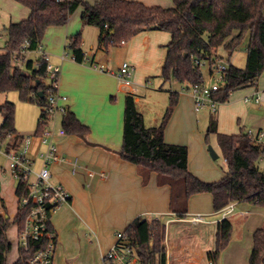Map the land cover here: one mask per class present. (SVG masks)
<instances>
[{"label":"crops","instance_id":"crops-1","mask_svg":"<svg viewBox=\"0 0 264 264\" xmlns=\"http://www.w3.org/2000/svg\"><path fill=\"white\" fill-rule=\"evenodd\" d=\"M86 1L94 4L98 0ZM135 1L148 6L174 5L173 0ZM82 10L80 7L72 14L65 25L50 26L42 41L50 64L59 68V93L68 97L69 110L90 127V132L83 137L69 133H57L54 137L59 151L79 160L81 167L74 174L72 166L68 164L51 166L53 181L64 185L71 195L70 201L61 205L51 217V225L57 233L53 264H104V255L114 245L116 233L124 231L138 217L149 220L166 219L168 224L176 223L180 227L182 235L172 245L168 244L166 238L167 264H205L208 252L214 249L216 225L223 219L222 210L225 207L215 211L213 195L208 192L197 193L188 199V215L180 217L171 206V186L160 185L155 172H151L145 181L138 167L120 156L119 152L123 147L125 99L132 90L121 84L117 72L126 61L134 66L132 79L138 86V91L132 95L136 109L143 115L147 128L161 125L170 107L171 93H178L177 103L165 127V141L187 146L190 171L206 182L220 180L227 169H220L209 151L207 133L211 116L214 114L216 117L218 132H233L235 128L227 130L223 127V115L226 111L233 112L234 107L223 108L221 119L217 115L219 108L214 113L205 108L210 114L207 117L201 114L204 109L196 110L194 98L185 84L172 80L162 85L159 75L167 54L165 46L171 40L169 32L143 31L129 42L111 45L105 50L98 42L99 29L83 25ZM30 12L29 7L17 0H0V54L5 52L8 41L5 29L12 23L27 19ZM79 32L82 33V48L87 58L83 63L75 61L66 48L69 37ZM218 53L224 56V60L227 59L222 47L218 49ZM40 55L38 51L27 54L33 59ZM248 87L250 85L246 84L236 90ZM253 87L252 91L249 89L252 93L245 95V98L259 90L257 85L253 84ZM229 99L230 96L226 101ZM245 103L251 104L255 112L249 113L247 107H244V112L240 113L248 116L251 121L258 119L264 102L245 100ZM2 121L3 117L0 125ZM256 121L253 125H258V130H262L263 121ZM55 123L57 129L62 125L61 119H55ZM36 130L30 135L21 134L17 129L15 133L25 137L32 136L29 152L36 159V165L40 166V152L44 147ZM214 147L219 158L221 149L218 143ZM257 165L259 167V162ZM90 171H103L106 175L102 178L91 177ZM16 189L17 182L7 162L0 166V200L5 205V208H1V213L10 219L7 235L12 247L8 254V264H14L19 258V227L14 221L19 208ZM231 204L233 208L227 218L232 223L235 216H246L250 213L248 206L264 217L262 206L248 202ZM196 214L204 215L206 222L192 225L188 216ZM187 223L192 226L188 229L194 232L189 236L192 241L190 249L184 250L182 245L188 237L184 234ZM206 229H213L211 248L208 243L202 246L200 243L206 237Z\"/></svg>","mask_w":264,"mask_h":264},{"label":"trees","instance_id":"trees-1","mask_svg":"<svg viewBox=\"0 0 264 264\" xmlns=\"http://www.w3.org/2000/svg\"><path fill=\"white\" fill-rule=\"evenodd\" d=\"M30 8L27 19L12 23L5 29L8 41L5 52L0 54V93L17 91L23 101L35 102L41 108L36 133L41 131L40 120L44 116L42 106L47 101V62L38 57L29 58L21 52L27 41L28 49L35 51L42 45L50 26L65 25L72 14L83 8L81 20L84 26L99 29L98 42L101 48L129 42L143 31L160 30L171 34L165 46L166 58L159 78L162 85L176 80L189 90L193 84L204 80L196 60L209 66L224 60L218 53L220 47L227 59L240 47L245 36H249L247 60L244 68L229 64L225 73L226 83L215 93L220 102H225L231 92L253 83L264 73V0H174L172 7L148 6L135 0H98L90 4L86 0H17ZM83 37L79 32L68 39L67 49L75 61L85 62L82 48ZM23 63L22 66L18 63ZM43 94H40V93ZM178 93H171L168 108L160 126L147 128L143 115L136 109L134 98L129 94L125 99L123 147L120 156L135 164L145 181L155 172L160 185L169 184L172 188L171 206L180 217L188 215L187 202L190 196L208 192L213 195L214 209L219 211L233 202H249L264 207V171L257 165L262 153L248 137L245 130L238 134H225L217 131V120L210 119L209 135L215 134L217 143L226 160L225 175L218 181L206 182L189 169L187 146L165 141V127ZM3 121L0 125V139L7 151L19 149L25 136L16 134V105L6 101L0 104ZM66 133L84 136L90 127L83 124L69 109L61 119ZM183 182V186L178 183ZM179 190L176 191V189ZM18 197L23 189L17 187ZM5 205L0 200V264H8L11 241L7 230L10 219L1 213ZM26 209L18 208L14 221L19 233L23 229ZM48 230H53L51 222ZM131 239L143 264H167V225L162 219L136 218L125 230ZM233 233V223L228 218L218 221L214 249L207 254L214 264H219L221 252L228 246ZM48 239L30 238L27 248L20 246L19 258L14 264H28L38 251L44 249ZM151 242L153 243L151 245ZM250 264H264V228L254 232V247Z\"/></svg>","mask_w":264,"mask_h":264},{"label":"built area","instance_id":"built-area-1","mask_svg":"<svg viewBox=\"0 0 264 264\" xmlns=\"http://www.w3.org/2000/svg\"><path fill=\"white\" fill-rule=\"evenodd\" d=\"M35 51H38L41 54L40 57L47 62L48 71V96L46 103L42 106L44 116L40 120L42 128L38 133L40 143L44 147L40 152V166L36 165V159L29 152L32 136H26L20 148L11 151L5 149L0 139V151H5L8 157V167L17 182V187L19 186L23 189V194L21 197H18L19 208L26 209L27 215L24 220L23 229L19 233L20 246L27 248L30 238L38 240L41 237H46L48 239L46 247L29 259L28 264H53L57 247V233L53 230H48V224L51 221L53 213L61 205L70 201L71 195L64 185L53 181L51 166L53 164H68L72 166L73 173L77 174V168L81 167V163L79 160L60 152L54 141L55 134H66L62 125L58 129L56 128L55 115L57 113L60 114L62 119L63 115L66 114L69 109L67 106L68 97L59 93V68L50 64L49 55L43 50L42 45ZM21 52L24 54L31 52L28 49L27 41L22 45ZM72 57L75 60L74 56ZM85 61H87L86 57ZM196 64L201 68L206 62L196 60ZM227 68L228 64L224 60L218 61L216 64L210 66L209 82H206L204 79L201 83L190 86L188 91L194 98L197 111L205 108L212 112L217 111V107L221 102L217 100L215 93L226 83L224 72ZM133 71L134 66L126 61L117 72L119 81L123 86L132 90L131 94L138 91V86L132 79ZM253 84L257 85V82L254 81ZM245 100L260 102V91L257 90L253 95L246 97ZM246 133L253 143L261 146L262 153L258 162L264 163V131L249 130ZM15 135L16 133L13 132L9 137ZM105 175L103 171L89 172V176L91 177L97 176L102 178ZM232 208V204L226 206L222 210V217L227 218ZM188 221L192 225L197 226L205 223L206 217L202 214L191 215L188 216ZM103 260L104 264H143L125 231H118L116 233V241L106 252ZM205 264H214V262L207 258Z\"/></svg>","mask_w":264,"mask_h":264},{"label":"rangeland","instance_id":"rangeland-1","mask_svg":"<svg viewBox=\"0 0 264 264\" xmlns=\"http://www.w3.org/2000/svg\"><path fill=\"white\" fill-rule=\"evenodd\" d=\"M174 4V0H173ZM165 33V32H163ZM249 44V36L248 34L245 36L243 42L241 43L240 47L237 49L236 52L231 56L230 61H225L226 64H233L234 66L238 68H244L246 65L247 60V47ZM68 53L70 51L68 50ZM18 65H23V63L19 62ZM201 71L203 74V77L206 82L210 81V73H209V65L208 63L201 66ZM156 80V78H154ZM257 82V88L260 91L261 100L264 102V73L259 76L256 80ZM250 87L248 88H241L236 91H234L232 94H230L229 101L219 103L217 109L219 108L218 112V118L221 119V110L225 107L230 108L234 107L233 112H227L224 117V124L223 127L227 130H233L235 128L236 130L233 132H222L225 134H238L240 133L241 129H245L246 132L249 130L252 131H258L257 127L258 125H253V123L257 120L259 122L264 123V107L262 108V111L259 112V117L255 121H251L248 116L242 115L240 112H244V107H247L249 110V113L255 112L252 109L251 104L245 103V95H248L252 92L254 89L253 83H249ZM255 86V85H254ZM250 89V90H249ZM14 102L16 105V118H15V125L16 129L24 135H30L32 134L38 126V120L41 113V108L38 106L35 102L30 101H23L19 97V93L17 91H9L6 93L1 94L0 93V102L5 101ZM220 106V107H219ZM206 109L202 110L201 114L207 115V117L210 116L208 112L205 111ZM212 112V111H211ZM214 113V112H213ZM216 115V116H217ZM56 119H61L60 114H56ZM240 118V119H239ZM2 120V114L0 113V122ZM256 121V122H257ZM58 125V124H57ZM263 127L262 131H264V125H261ZM221 132V131H220ZM209 145L212 147L217 145V138L215 134L209 135ZM215 148V147H214ZM8 162V157L6 156L5 151H0V166L6 165ZM216 164L219 166L220 169H226V161L222 154V152H219V158L215 160ZM260 170L264 169V163H259ZM183 186V182L179 181ZM179 190V188L176 189V191ZM178 192V191H177ZM249 203V202H248ZM252 204V203H249ZM247 205V204H246ZM248 210H251L250 213L246 216L244 215H237L233 219V233L232 238L228 244V246L221 252L220 258H219V264H250V255L252 252V249L254 247V232L258 228H264V217L262 218L258 213L255 211H252V207L248 206ZM167 240L168 244L172 245L173 241L179 236L182 235L180 233V227L176 223L168 224L167 220ZM186 230L184 231L185 235L188 237L186 240H184L183 247L184 250H189L190 246L192 244L191 239L189 238L190 235L193 234V232L188 229V227H192L189 223L186 224ZM212 230L213 229H206L204 231V235L206 236L202 241H200L201 246L203 244L208 243V246L211 248L213 246V237H212ZM191 237V236H190ZM198 248V247H197Z\"/></svg>","mask_w":264,"mask_h":264},{"label":"water","instance_id":"water-1","mask_svg":"<svg viewBox=\"0 0 264 264\" xmlns=\"http://www.w3.org/2000/svg\"><path fill=\"white\" fill-rule=\"evenodd\" d=\"M40 94H43V93L41 92ZM209 151H210V154H211L213 159L218 158V154L215 152V150L213 149V147L211 145L209 146Z\"/></svg>","mask_w":264,"mask_h":264}]
</instances>
